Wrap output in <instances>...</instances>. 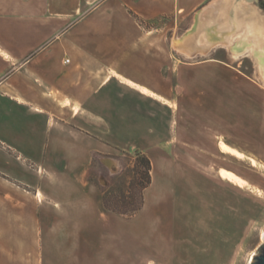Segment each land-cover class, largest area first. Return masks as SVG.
Here are the masks:
<instances>
[{
  "label": "crops",
  "instance_id": "1",
  "mask_svg": "<svg viewBox=\"0 0 264 264\" xmlns=\"http://www.w3.org/2000/svg\"><path fill=\"white\" fill-rule=\"evenodd\" d=\"M99 1L0 0V206L11 205L7 190L16 191L20 204L30 192L41 206L36 219L51 216L55 222L31 234L0 228V262L26 264L30 252L43 264L50 252L58 264H202L199 223L187 225L186 214L164 208L166 197L155 203L146 198L140 212L123 217L103 209L100 194L84 174L95 153L128 147L124 125H137V118L124 117L128 98L138 101L141 93L154 109L156 100H171L165 80L176 77L182 83L187 78L183 68L156 74L153 49L144 53L140 73L130 67V58L124 65V41L132 44L123 36L125 12L148 21L175 10L209 13L214 5L209 0ZM207 53L194 52L192 58ZM235 70L264 95L261 80ZM209 81L217 83L213 76ZM225 96L240 101L250 118H264L259 97L237 96L232 90ZM23 219L19 212L0 213L4 222ZM28 235L35 237L31 249Z\"/></svg>",
  "mask_w": 264,
  "mask_h": 264
},
{
  "label": "rangeland",
  "instance_id": "2",
  "mask_svg": "<svg viewBox=\"0 0 264 264\" xmlns=\"http://www.w3.org/2000/svg\"><path fill=\"white\" fill-rule=\"evenodd\" d=\"M261 2L227 0L224 5V0H209V5H222V12L213 9L200 14L175 10L148 21L135 19L125 12L123 36L124 40L129 37L132 44L124 41V65L130 58V67L140 73L144 53L153 49L158 57L156 74H176L174 69L183 68L187 78L182 83L176 77L165 80V90L171 100L166 104L156 100L154 109L141 93H138V101L128 98L124 103L127 106L123 110L124 117L137 118V125H124L123 135L128 147L124 151L112 149L109 154L95 153L84 174L85 182L96 187L100 194L102 207L103 201L115 203L122 193L129 195L131 191L136 175L134 152L146 153L154 163V178L153 185L144 192L145 199L155 203L158 197H166L164 208L178 215L186 214L187 225L199 223L201 246L197 247L201 248L202 255L198 258L202 264H252L264 246V118H250L243 112L240 101H228L225 96L231 90L237 96H256L264 106V95L255 93L249 79L235 69L256 81L261 80L263 85L264 81L260 65L250 50L232 55L230 48L216 44L212 48L218 53H209L211 48L206 55L191 59L178 51L176 43L184 37L189 42L196 35L202 36L209 27L221 39H225L222 32L229 31L226 37L238 43L243 33L248 34L246 27L249 26L254 34H248L245 39L263 50ZM219 13H223V17H219ZM195 21L196 33H191ZM238 25L244 27L242 31ZM218 56L220 59L215 60ZM195 76L201 77V81ZM209 76L215 78L216 85H211ZM131 127L137 130L131 133ZM166 168L171 170L166 172ZM0 191L2 195L3 190ZM7 191L11 205L6 209L0 206V213L19 212L25 219L0 220V228L27 229L31 234L54 225L51 216L36 219L41 206L33 203L30 192L24 193L26 197L20 204L16 191ZM182 232L180 226L179 236ZM26 239L31 249L35 237L28 235ZM50 255V252L44 254L43 264H58ZM27 257L26 264H39L34 254L28 252ZM9 264L19 263L16 260Z\"/></svg>",
  "mask_w": 264,
  "mask_h": 264
},
{
  "label": "trees",
  "instance_id": "3",
  "mask_svg": "<svg viewBox=\"0 0 264 264\" xmlns=\"http://www.w3.org/2000/svg\"><path fill=\"white\" fill-rule=\"evenodd\" d=\"M138 19V18H137ZM136 164L134 166V181L130 187L129 195L122 193L116 202L103 201L106 211L119 214L123 217H132L140 212L145 205L144 192L153 182V164L151 159L142 151L136 150Z\"/></svg>",
  "mask_w": 264,
  "mask_h": 264
},
{
  "label": "bare ground",
  "instance_id": "4",
  "mask_svg": "<svg viewBox=\"0 0 264 264\" xmlns=\"http://www.w3.org/2000/svg\"><path fill=\"white\" fill-rule=\"evenodd\" d=\"M224 2H225L224 3V5H225L227 3V0H224ZM221 6L222 5L219 6L218 3H215L213 8H212V10L214 9L217 12H222ZM223 15L224 14L221 13L219 15V17H223ZM237 27H239L238 29H240L241 31H242V28H244L241 25H238ZM246 30H247L248 34H252V35L254 34L252 28H250L249 26L246 27ZM225 34L229 35V31L227 33H225ZM248 34L243 33L242 37H241V41L238 42V43H233V41L230 38L226 37V35L224 36L225 39H223V38L221 39V38L216 37L217 36L216 33H214V31L212 30L211 27H209L208 29H206V33H204L202 36H197L196 35L195 37H193L191 39V41L193 39H194V41H192V42L191 41L188 42L187 40L178 41V43H176V47H177V49H178V51L180 53H184V54H186L189 57H193L194 56L193 55L194 52L206 53L207 51H209L216 44H223V45L227 46L236 55H242L246 51L250 50V51H252L254 53V55H255V57H256V59L258 61V64L260 65V74H261V77H262V79L264 81V48L262 50L260 48H256L255 45H251L245 39V38L248 37L247 36ZM212 37H215L218 40L212 39ZM211 40H212V42H210ZM214 40H216V41H214Z\"/></svg>",
  "mask_w": 264,
  "mask_h": 264
},
{
  "label": "water",
  "instance_id": "5",
  "mask_svg": "<svg viewBox=\"0 0 264 264\" xmlns=\"http://www.w3.org/2000/svg\"><path fill=\"white\" fill-rule=\"evenodd\" d=\"M252 264H264V246H262L259 255L254 258Z\"/></svg>",
  "mask_w": 264,
  "mask_h": 264
},
{
  "label": "flooded vegetation",
  "instance_id": "6",
  "mask_svg": "<svg viewBox=\"0 0 264 264\" xmlns=\"http://www.w3.org/2000/svg\"><path fill=\"white\" fill-rule=\"evenodd\" d=\"M259 6H260V8H261L262 10H264V0H262V2L259 4Z\"/></svg>",
  "mask_w": 264,
  "mask_h": 264
}]
</instances>
